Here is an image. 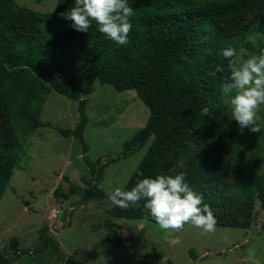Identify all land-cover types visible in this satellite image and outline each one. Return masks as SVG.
Returning <instances> with one entry per match:
<instances>
[{"label": "trees", "instance_id": "obj_1", "mask_svg": "<svg viewBox=\"0 0 264 264\" xmlns=\"http://www.w3.org/2000/svg\"><path fill=\"white\" fill-rule=\"evenodd\" d=\"M128 4L134 10L133 28L129 43L118 45L95 24L87 33L72 28L62 14L73 7L74 0H56L55 7L45 13L22 8L15 0H0V112L7 116L0 122V198L27 134L41 126L42 105L51 90L76 102L75 126L57 130L81 144L89 176L82 174L80 180L89 187L63 178L80 203L104 197L99 186L105 167L119 156L98 162L87 154L83 134L88 116L79 83L96 78L117 91L134 89L149 110L144 125L123 142L122 157H126L150 140L123 189L130 190L145 177L175 173L172 167L181 152L196 142L199 155L181 171L186 183L203 197L217 226L248 228L255 198L264 190V174L233 131L219 123V86L229 71L228 60L218 53L226 47L239 48L249 32L241 22L250 12L256 11L255 19L264 20V0H128ZM22 12L38 20L36 35L28 31ZM217 65L225 71L209 75ZM204 107L209 109L207 115H202ZM9 132L18 139L16 143L9 140ZM228 170L236 172V180ZM145 202L127 209L115 206L111 213L156 223ZM47 231V225L39 228L32 248L20 247L18 238L10 236V254L0 253V264H11L22 254L40 253L48 246L56 260L82 264L66 257Z\"/></svg>", "mask_w": 264, "mask_h": 264}, {"label": "rangeland", "instance_id": "obj_2", "mask_svg": "<svg viewBox=\"0 0 264 264\" xmlns=\"http://www.w3.org/2000/svg\"><path fill=\"white\" fill-rule=\"evenodd\" d=\"M15 1L22 8L43 13L56 5V0ZM22 15L28 31L36 35L38 20L25 12ZM255 15L252 11L241 22L249 29L237 49H244L242 59L264 49V20L255 19ZM79 86L81 97L86 99L88 122L83 137L89 146L87 154L98 162L119 156L105 167L99 186L104 197L80 203L78 194L69 190L63 176L82 188L89 187L80 180L82 174L89 176L81 158V144L76 137L63 136L57 130L75 126L76 102L49 91L39 116L41 126L27 134L0 198V253L10 254V236L18 238L20 247L32 248L39 228L47 225L48 234L58 241L64 255L82 264H264V190L255 198L254 217L248 228L216 225L214 232L205 234L185 224L178 232H166L149 220L114 216L111 210L116 205L109 196L115 188L124 187L150 140L126 157H122L123 142L144 125L149 110L134 89L117 91L96 78L81 80ZM219 89L221 92V85ZM221 96L220 125L233 131L258 172L264 174V131L251 133L245 129L241 134L236 121L228 117V98ZM259 115L264 126V106ZM5 120L7 116L0 112V122ZM8 135L12 143L17 142L12 132ZM198 155L194 142L181 152L171 176L186 170ZM228 174L236 180L235 171L228 170ZM11 264L64 263L55 259L48 246L40 253L22 254Z\"/></svg>", "mask_w": 264, "mask_h": 264}, {"label": "clouds", "instance_id": "obj_3", "mask_svg": "<svg viewBox=\"0 0 264 264\" xmlns=\"http://www.w3.org/2000/svg\"><path fill=\"white\" fill-rule=\"evenodd\" d=\"M62 15L71 21L76 31L87 33L95 24L100 33L118 45L129 43L134 10L128 0H74L73 7ZM218 54L228 60L229 76L221 84V93L228 98L229 119L236 121L241 134L245 129L251 133L264 131L259 115L261 106H264V49L246 59H242L244 49L238 52L233 47L223 48ZM224 71L222 65H217L209 75L215 77ZM208 113L209 109L204 107L202 115ZM109 199L123 209L139 206L140 201L145 200L144 208L166 232H178L185 224H191L205 234L216 228L213 212L203 203V197L186 183L183 172L174 177H145L130 190L117 187Z\"/></svg>", "mask_w": 264, "mask_h": 264}]
</instances>
